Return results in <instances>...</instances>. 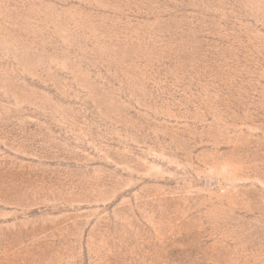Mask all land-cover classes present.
<instances>
[{
	"label": "rangeland",
	"instance_id": "rangeland-1",
	"mask_svg": "<svg viewBox=\"0 0 264 264\" xmlns=\"http://www.w3.org/2000/svg\"><path fill=\"white\" fill-rule=\"evenodd\" d=\"M0 264H264V0H0Z\"/></svg>",
	"mask_w": 264,
	"mask_h": 264
}]
</instances>
